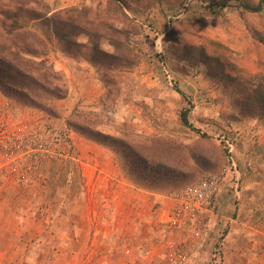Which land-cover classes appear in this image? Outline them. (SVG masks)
<instances>
[{"label":"rangeland","instance_id":"374dc122","mask_svg":"<svg viewBox=\"0 0 264 264\" xmlns=\"http://www.w3.org/2000/svg\"><path fill=\"white\" fill-rule=\"evenodd\" d=\"M38 1L53 10L99 2ZM148 2L129 12L142 29L131 39L138 63L124 72L117 92L108 96L95 70L55 41L38 61L61 74L64 99L42 94L35 105L0 90V127L49 122L68 136L65 144L53 142L60 155L31 172L7 173L0 164V264H264V119L237 118L236 91L211 78L203 63L190 67L170 51L173 44L202 43L248 74L242 30L246 23L264 25V10L249 14L238 0ZM26 27L41 33L37 22ZM101 47L111 50L105 40ZM183 110L205 137L181 124ZM85 117L114 137H161L181 145L186 178L160 186L136 179L120 152L70 126ZM225 139L235 147L238 180ZM208 176L220 183L203 224L169 221L178 194ZM242 221L250 230L246 239L237 234Z\"/></svg>","mask_w":264,"mask_h":264},{"label":"trees","instance_id":"16d2710c","mask_svg":"<svg viewBox=\"0 0 264 264\" xmlns=\"http://www.w3.org/2000/svg\"><path fill=\"white\" fill-rule=\"evenodd\" d=\"M238 1L249 14L264 10V0ZM148 4V0H99L96 6L74 5L53 10L38 0H0V90L35 105L42 94L64 99L67 90L61 74L43 68L38 61L48 53V44L55 41L65 55L95 70L108 96L117 92L124 72L138 63L131 39L140 36L142 29L129 12ZM29 22L39 23L41 33L27 28ZM242 32L248 37L243 39L248 43L242 48L248 74L236 67L234 58L223 53L213 55L202 43L173 44L170 51L177 61L190 67L203 63L211 78L233 88L238 94L234 103L237 118L264 119V25L246 23ZM80 37H85L84 41ZM102 40L107 41L111 50L101 47ZM188 112L181 111V124L205 137L189 122ZM91 122L85 117L69 124L87 139L120 152L136 179L160 186L186 178L189 161L181 145L161 137L142 136L137 140L114 137L95 129Z\"/></svg>","mask_w":264,"mask_h":264},{"label":"built area","instance_id":"2783aa9c","mask_svg":"<svg viewBox=\"0 0 264 264\" xmlns=\"http://www.w3.org/2000/svg\"><path fill=\"white\" fill-rule=\"evenodd\" d=\"M2 127L3 124L0 127V164L1 170L7 173L35 170L42 160L60 155V151L53 147V142L65 144L68 137L66 133L57 132L49 122H20L10 130ZM223 141L231 159L229 169L235 174V180H238L237 167L231 157L235 150L234 144L229 139ZM219 183V177L208 176L186 186L177 196L178 206L169 221L197 227L203 224L213 206ZM235 190L237 192V187ZM194 233L198 234L197 231Z\"/></svg>","mask_w":264,"mask_h":264},{"label":"crops","instance_id":"0c3cea01","mask_svg":"<svg viewBox=\"0 0 264 264\" xmlns=\"http://www.w3.org/2000/svg\"><path fill=\"white\" fill-rule=\"evenodd\" d=\"M76 75H79L81 78H84V73H82L81 71H79ZM83 82H84V80H82V84H83ZM237 199H239V198H237ZM243 205H244V202L242 203V206ZM246 228L247 227H245V223H243V221H242L241 226L239 227V229L237 231V234L240 233L239 237H241V239H246V236H249V234H250L249 228L248 229H246ZM242 251L245 252V250H243V249L238 250V252H242Z\"/></svg>","mask_w":264,"mask_h":264}]
</instances>
